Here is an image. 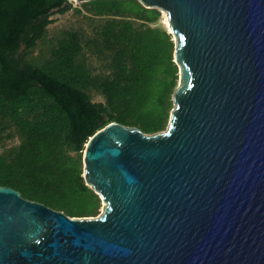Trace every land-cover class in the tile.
Returning <instances> with one entry per match:
<instances>
[{"label": "water", "instance_id": "1", "mask_svg": "<svg viewBox=\"0 0 264 264\" xmlns=\"http://www.w3.org/2000/svg\"><path fill=\"white\" fill-rule=\"evenodd\" d=\"M138 1L174 44L167 127L87 140L97 217L0 186V264H264V0Z\"/></svg>", "mask_w": 264, "mask_h": 264}, {"label": "trees", "instance_id": "2", "mask_svg": "<svg viewBox=\"0 0 264 264\" xmlns=\"http://www.w3.org/2000/svg\"><path fill=\"white\" fill-rule=\"evenodd\" d=\"M73 4L0 0V143L17 141L0 153V186L84 218L96 217L100 203L82 179L87 140L110 122L164 131L178 76L158 9L138 0ZM80 8L98 21L91 33L48 34L52 15Z\"/></svg>", "mask_w": 264, "mask_h": 264}, {"label": "rangeland", "instance_id": "3", "mask_svg": "<svg viewBox=\"0 0 264 264\" xmlns=\"http://www.w3.org/2000/svg\"><path fill=\"white\" fill-rule=\"evenodd\" d=\"M75 5H77V4H73V7H75ZM80 10H81V14L80 15L77 14L74 11V9L73 10H69V11H67V12H65L63 14H54V15H52L50 17L52 22L48 25V34L50 36H52V35H57L62 30H78V29L83 30L85 33H88V34L91 33L92 26H95L96 24H98V21L97 20L90 21L89 18H88V15L85 12V10L83 8H80ZM159 23H160V26H162L167 31V28H166V26L164 25V22H163L162 13H161V18H160ZM177 76H178V70H177ZM177 85H178V78H177L174 90L176 89ZM174 90H173V93H174ZM173 93H172V95L170 97V100L172 102V105H171L172 109H173V106H174V104H173ZM91 98H92L93 102H103L102 97H100L97 94H92ZM171 110L169 112V117H170V114H171ZM167 125H168V123H167ZM16 143H17L16 140H13V141L5 140V141H3L2 143H0V153L2 151L6 150L7 148H9L10 146H14ZM99 199H100V197H99ZM39 201H41L43 204H47V206H49V208L57 206V204L53 203L49 199L43 200L42 198H40ZM103 207H104V204H103V202L100 199L97 216L102 213Z\"/></svg>", "mask_w": 264, "mask_h": 264}, {"label": "bare ground", "instance_id": "4", "mask_svg": "<svg viewBox=\"0 0 264 264\" xmlns=\"http://www.w3.org/2000/svg\"><path fill=\"white\" fill-rule=\"evenodd\" d=\"M162 15H163V22H164V25L166 26L167 29H169L168 21H167V19H166L165 14H162Z\"/></svg>", "mask_w": 264, "mask_h": 264}]
</instances>
